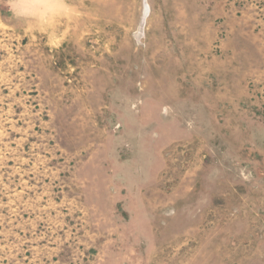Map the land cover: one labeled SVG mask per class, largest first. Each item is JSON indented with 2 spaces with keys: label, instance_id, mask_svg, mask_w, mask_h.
<instances>
[{
  "label": "rangeland",
  "instance_id": "obj_1",
  "mask_svg": "<svg viewBox=\"0 0 264 264\" xmlns=\"http://www.w3.org/2000/svg\"><path fill=\"white\" fill-rule=\"evenodd\" d=\"M0 264H264V0H0Z\"/></svg>",
  "mask_w": 264,
  "mask_h": 264
},
{
  "label": "bare ground",
  "instance_id": "obj_2",
  "mask_svg": "<svg viewBox=\"0 0 264 264\" xmlns=\"http://www.w3.org/2000/svg\"><path fill=\"white\" fill-rule=\"evenodd\" d=\"M146 5V7H145V14L147 15V13L149 12V8H148V5L147 4H145Z\"/></svg>",
  "mask_w": 264,
  "mask_h": 264
}]
</instances>
